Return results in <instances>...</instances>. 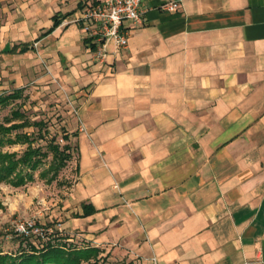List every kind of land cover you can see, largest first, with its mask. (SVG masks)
Listing matches in <instances>:
<instances>
[{"label":"crops","instance_id":"1","mask_svg":"<svg viewBox=\"0 0 264 264\" xmlns=\"http://www.w3.org/2000/svg\"><path fill=\"white\" fill-rule=\"evenodd\" d=\"M80 6L0 0V80L64 91L77 112L64 242L132 263L264 264V0H142L143 26L104 64L66 23Z\"/></svg>","mask_w":264,"mask_h":264},{"label":"rangeland","instance_id":"2","mask_svg":"<svg viewBox=\"0 0 264 264\" xmlns=\"http://www.w3.org/2000/svg\"><path fill=\"white\" fill-rule=\"evenodd\" d=\"M32 87V86H31ZM27 88L24 93L27 99L24 105L21 100L13 102L9 107L1 111V120L10 115L12 109L21 108L28 117L32 119L48 120L50 124V134L47 140L57 138V144L63 147L69 145V141L63 139L62 130L70 118L75 117V107L69 96L63 92L62 97H58L56 91L49 93L34 94L35 88ZM10 85L4 84V79L0 80V95L11 92ZM33 134L34 129L26 130ZM55 134L57 136H55ZM35 146H45L46 142L38 137ZM26 144L6 146L3 150L9 152H18L21 154ZM71 159L67 166L59 172L56 180L49 182L48 178H41L39 173L48 168L52 161V154L45 160L44 166L39 169L34 180L28 182L22 187H14L8 183H0V244L5 252L16 253L21 245L20 238L15 234V224L23 221H34L38 226L47 228L54 226L61 232V237L67 234L68 207L73 187L75 186L77 176L75 162L77 161L75 143H71ZM59 237V236H58ZM57 240V239H55ZM80 242H78L79 245ZM68 244V243H67ZM26 245L24 244L23 247ZM73 246V245H72ZM106 258V264H143L132 263L116 253L102 255Z\"/></svg>","mask_w":264,"mask_h":264},{"label":"trees","instance_id":"3","mask_svg":"<svg viewBox=\"0 0 264 264\" xmlns=\"http://www.w3.org/2000/svg\"><path fill=\"white\" fill-rule=\"evenodd\" d=\"M12 50V52H16ZM24 90H14L0 95L1 111L9 107L13 102L26 100ZM22 101L21 105H24ZM34 129L33 134L26 130ZM48 120L32 119L21 108L12 109L10 115L2 120L0 117V183H8L14 187H22L34 180L35 173L44 166L45 160L52 154V161L47 169L42 170L41 178H48L49 182L57 179L59 172L67 166L71 159V146L63 147L57 144V138L47 140L50 134ZM63 139L68 140L65 130H62ZM55 136H57L55 134ZM46 142L45 146H35L36 138ZM26 144V149L18 152L4 151L6 146ZM87 213L84 212V216ZM54 228L48 226L47 229ZM61 232L53 230L42 238L20 237L21 245L16 253L5 252L0 244V264H106L105 253L100 248H78L73 244L64 242ZM59 236V237H58ZM57 239V240H55ZM68 243V244H67ZM26 245L23 247V245ZM73 245V246H72Z\"/></svg>","mask_w":264,"mask_h":264},{"label":"built area","instance_id":"4","mask_svg":"<svg viewBox=\"0 0 264 264\" xmlns=\"http://www.w3.org/2000/svg\"><path fill=\"white\" fill-rule=\"evenodd\" d=\"M79 2L80 9L66 23L81 26L93 47V59L100 64L106 63L112 50L119 52L127 49L131 31L144 24V15L140 8L142 0H79ZM178 8L177 2H170L162 7L167 11H175ZM36 47L37 44H34V48ZM14 229L17 236L42 239L53 230H58L55 227L49 229L40 227L30 220L16 223ZM152 261L156 264V258Z\"/></svg>","mask_w":264,"mask_h":264}]
</instances>
